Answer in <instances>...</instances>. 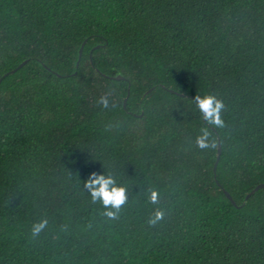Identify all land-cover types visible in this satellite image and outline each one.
I'll return each instance as SVG.
<instances>
[{
	"label": "trees",
	"instance_id": "obj_1",
	"mask_svg": "<svg viewBox=\"0 0 264 264\" xmlns=\"http://www.w3.org/2000/svg\"><path fill=\"white\" fill-rule=\"evenodd\" d=\"M93 173L127 190L117 219ZM258 183L264 0H0V264H264Z\"/></svg>",
	"mask_w": 264,
	"mask_h": 264
},
{
	"label": "clouds",
	"instance_id": "obj_2",
	"mask_svg": "<svg viewBox=\"0 0 264 264\" xmlns=\"http://www.w3.org/2000/svg\"><path fill=\"white\" fill-rule=\"evenodd\" d=\"M99 103L108 107L106 97H101ZM195 106L205 119L208 125L216 128L224 127L221 113L224 108L223 102L213 95L195 97ZM211 133L207 127L200 130V134L195 139L196 146L205 150L215 147L214 139H210ZM85 187L89 190L93 202H100L106 211L103 215L110 219H117L121 208L127 203V190L118 186L111 176L96 175L93 173L85 182ZM149 200L151 203H158L159 193L156 190H150ZM163 211L156 210L153 218L149 219L150 224H155L163 218ZM48 221L43 219L32 226V235L37 236L47 227Z\"/></svg>",
	"mask_w": 264,
	"mask_h": 264
},
{
	"label": "water",
	"instance_id": "obj_3",
	"mask_svg": "<svg viewBox=\"0 0 264 264\" xmlns=\"http://www.w3.org/2000/svg\"><path fill=\"white\" fill-rule=\"evenodd\" d=\"M81 48H82V43L80 44V46L78 47V50H77V61H78V58L80 56V52H81ZM76 61V62H77ZM25 60H22L20 61L16 67H14L13 69L9 70L8 72L11 73L13 72L16 68L20 67L22 64H24ZM110 78H115V79H123L122 76L120 75H115V76H110ZM124 101H125V97L123 98L122 100V106H124ZM203 119V117H202ZM219 152H220V147H219V144H217L216 146V154H215V161L213 163V166H212V171H214V167H215V163H216V160L218 158V155H219ZM258 188H264V184L262 183H258L256 185H254L245 195H244V199H246L252 192H254L256 189ZM223 194L225 195V197L233 204L234 202L232 201L231 197L229 196V194L226 192V191H223Z\"/></svg>",
	"mask_w": 264,
	"mask_h": 264
}]
</instances>
